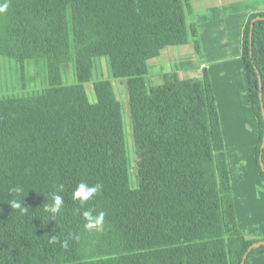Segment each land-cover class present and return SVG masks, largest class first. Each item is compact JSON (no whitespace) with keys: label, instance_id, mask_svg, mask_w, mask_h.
Listing matches in <instances>:
<instances>
[{"label":"trees","instance_id":"trees-1","mask_svg":"<svg viewBox=\"0 0 264 264\" xmlns=\"http://www.w3.org/2000/svg\"><path fill=\"white\" fill-rule=\"evenodd\" d=\"M0 2L9 4L0 57L44 60L49 79L40 94L0 99V264H241L264 243L237 224L207 68L200 80L149 84V62L167 47L193 44L203 61L191 0ZM243 51L264 181V13L249 18ZM73 57L78 83L64 86L61 67ZM102 57L127 80L135 180L112 83L95 84L94 104L85 92ZM80 182L102 185L84 207L72 198ZM61 184L53 220L43 204ZM14 198L26 212L11 207ZM84 211L105 213L102 230L84 228ZM260 256L264 245L245 264Z\"/></svg>","mask_w":264,"mask_h":264},{"label":"crops","instance_id":"crops-1","mask_svg":"<svg viewBox=\"0 0 264 264\" xmlns=\"http://www.w3.org/2000/svg\"><path fill=\"white\" fill-rule=\"evenodd\" d=\"M191 3L203 61L193 44L167 47L149 62V84L200 80L207 68L224 137L237 224L246 237L264 239V181L257 166L259 123L243 62L245 26L251 15L264 13V0ZM251 264H264V256L253 258Z\"/></svg>","mask_w":264,"mask_h":264},{"label":"rangeland","instance_id":"rangeland-1","mask_svg":"<svg viewBox=\"0 0 264 264\" xmlns=\"http://www.w3.org/2000/svg\"><path fill=\"white\" fill-rule=\"evenodd\" d=\"M62 84L74 86L78 83L75 59L61 67ZM100 81H110L116 89V95L121 103L122 117L125 127V137L128 146L130 170L132 179H136L135 155L133 149L132 119L128 102L127 80L116 79L112 75L109 59L97 58L94 61L92 79L84 83L85 92L90 103L97 101L95 84ZM49 86L47 66L44 60H32L16 63L8 58L0 57V99L4 96H28L40 94Z\"/></svg>","mask_w":264,"mask_h":264},{"label":"clouds","instance_id":"clouds-1","mask_svg":"<svg viewBox=\"0 0 264 264\" xmlns=\"http://www.w3.org/2000/svg\"><path fill=\"white\" fill-rule=\"evenodd\" d=\"M9 4L7 2H0V13H4L8 10ZM15 195L19 196L24 192L23 187L16 186L10 190ZM63 191V185L57 186V192L48 196V200L45 204H43V210L45 213H49L53 220L54 218L61 213V210L64 207V199L63 196L59 193ZM102 191V185L100 183H96L95 185H89L86 182H80L73 191L72 198L75 201H79L80 206L84 207L90 200H92L96 195H98ZM50 201V202H49ZM23 200L13 199L10 202V205L15 210H21L22 212H26L27 208L23 206ZM83 217L86 221L84 224V228L86 230H96L100 231L103 228L105 213L100 212L97 215H93L92 211H84ZM79 237H77L78 239ZM55 238L53 237V240ZM65 246H67V242L65 241Z\"/></svg>","mask_w":264,"mask_h":264},{"label":"water","instance_id":"water-1","mask_svg":"<svg viewBox=\"0 0 264 264\" xmlns=\"http://www.w3.org/2000/svg\"><path fill=\"white\" fill-rule=\"evenodd\" d=\"M253 26H254V24L252 25V28H253ZM259 82H260V88H261V90H262V79H261V76H260V75H259ZM263 148H264V143H263ZM262 245H264V243H260V244H256V245L251 246V247L248 249V251L245 253V255H244V257H243V261H242L241 264H245V261H246V259H247V257H248V254L250 253V251H252L253 249L258 248V247H260V246H262Z\"/></svg>","mask_w":264,"mask_h":264}]
</instances>
